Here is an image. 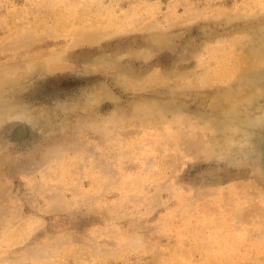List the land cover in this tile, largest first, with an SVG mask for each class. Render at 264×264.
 <instances>
[{
  "label": "rangeland",
  "instance_id": "obj_1",
  "mask_svg": "<svg viewBox=\"0 0 264 264\" xmlns=\"http://www.w3.org/2000/svg\"><path fill=\"white\" fill-rule=\"evenodd\" d=\"M0 264H264V0H0Z\"/></svg>",
  "mask_w": 264,
  "mask_h": 264
}]
</instances>
